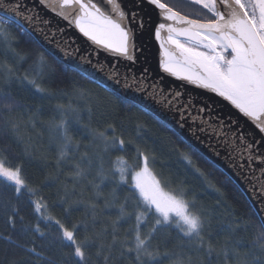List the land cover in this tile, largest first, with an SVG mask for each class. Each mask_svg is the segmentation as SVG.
<instances>
[{"label":"trees","instance_id":"trees-1","mask_svg":"<svg viewBox=\"0 0 264 264\" xmlns=\"http://www.w3.org/2000/svg\"><path fill=\"white\" fill-rule=\"evenodd\" d=\"M180 9L214 18L193 0ZM0 161L23 181L18 189L0 175V264H264V227L222 169L4 15ZM145 162L196 231L159 218L140 194L131 175Z\"/></svg>","mask_w":264,"mask_h":264},{"label":"snow or ice","instance_id":"snow-or-ice-1","mask_svg":"<svg viewBox=\"0 0 264 264\" xmlns=\"http://www.w3.org/2000/svg\"><path fill=\"white\" fill-rule=\"evenodd\" d=\"M183 3L0 0V14L7 9L12 13L9 20L19 17L37 25L36 32L54 42V51L62 58L74 55L98 65L94 71L105 80L122 84L156 109L170 113L180 133L217 165L223 163L228 170L248 168L254 174L252 190L264 193V26L251 33L237 28L244 43L215 22L177 29L174 25ZM146 30L158 49L155 71L144 56L141 37ZM78 38L86 47L77 44ZM226 52H231V58H226Z\"/></svg>","mask_w":264,"mask_h":264},{"label":"water","instance_id":"water-1","mask_svg":"<svg viewBox=\"0 0 264 264\" xmlns=\"http://www.w3.org/2000/svg\"><path fill=\"white\" fill-rule=\"evenodd\" d=\"M233 1V0H229ZM7 2V0H5ZM29 4H31L32 0H27ZM242 6V4H241ZM215 7V13L216 17L212 20H202L197 19L191 16H188L182 12H179L177 22L175 23V27L177 29H185V28H191L193 26H199L201 24H207L209 22H215L217 24H220L223 26V31L226 33L227 30L232 31L236 35L239 36L238 32L236 31L237 28L244 27L247 31V33H251L253 31V28H255L252 20L250 19L249 15L245 11V9L240 7L241 9H234L230 6V4L225 3L222 0H215L214 2ZM2 11V10H0ZM223 11L225 15V19H219V12ZM235 13V15L233 14ZM6 17L12 15L10 11L7 9L3 10L2 14ZM12 20L19 21L17 22L22 27H24L36 40L37 42L51 55H53L56 59H58L63 64L67 65L68 67H71L72 69L82 73L85 77L96 81L97 83L111 89L112 91L116 92L120 96H122L125 99H128L140 107L144 108L151 114L155 115L157 118H159L163 123L167 124L171 129H173L178 135H180L187 143H189L192 147H194L198 152H200L203 156H205L207 159H209L212 163H214L217 167L222 169L238 186L239 188L244 192L246 197L248 198L249 202L251 203L252 207L254 208L255 212L257 213L263 227H264V193H259L257 191H253L254 182L252 180V175L250 173V170L248 168L240 169L236 168L233 170H228L227 167L220 163L217 165L209 156H207L201 148H199L194 141L188 140L185 136H183L180 131L175 127L174 123L171 119L170 113H163L161 110L156 109L148 100L142 98L139 95H136L132 91L125 90L124 86L122 84H116L115 82H109L108 80H105L104 75L101 74L98 71H94V68H99L98 65H91L86 64V61L83 59H78L73 55V57L69 59L62 58L59 53L55 52L56 45L54 42H48L45 40L44 34L36 32V28L38 27L35 24L27 23L25 20L19 17H14ZM53 26H56V21H53ZM45 33H47L48 28L44 26ZM31 30V31H30ZM67 35L71 36L73 35L72 32H68ZM240 37V36H239ZM57 39H60V36H57ZM141 42L146 45V50L144 52V56L148 57V66L151 70H156V56H157V45L156 42L151 37L150 30H146L143 37H141ZM77 44L84 48L86 45L78 38ZM67 55V54H66ZM101 60H103V57H101ZM166 83H171L179 86V81H167ZM225 113H227L229 110L227 108L224 109ZM237 119H242L237 117ZM247 131V127L245 128ZM238 174V175H237Z\"/></svg>","mask_w":264,"mask_h":264},{"label":"rangeland","instance_id":"rangeland-1","mask_svg":"<svg viewBox=\"0 0 264 264\" xmlns=\"http://www.w3.org/2000/svg\"><path fill=\"white\" fill-rule=\"evenodd\" d=\"M193 1L202 4L214 13L213 0ZM240 2L251 17L255 27L261 28L264 26V3H260L258 0H240ZM183 10L180 9L179 11L185 12ZM261 34L264 35V31ZM225 56L227 58L231 54L226 55L225 53ZM0 175L13 182L18 189L23 188V181L18 169L7 168L0 161ZM131 178L140 194L158 211L159 218H174L176 221L185 225L189 231H196L198 229L199 221L187 210L183 199L177 194L166 190L146 162L132 173ZM35 205L37 210L42 212L41 205L37 200H35ZM66 234L70 237V233L66 232ZM77 254L81 257L79 248H77Z\"/></svg>","mask_w":264,"mask_h":264},{"label":"bare ground","instance_id":"bare-ground-1","mask_svg":"<svg viewBox=\"0 0 264 264\" xmlns=\"http://www.w3.org/2000/svg\"><path fill=\"white\" fill-rule=\"evenodd\" d=\"M222 1H224L225 3L230 4V6H231L232 8H234V9H238V8L241 9L240 7H242V6H241V2H240V0H233V1L222 0ZM219 19H225V15H224L223 11H220V12H219ZM226 33H230V35H231L232 37H235L236 39H240L241 42L244 43V41L241 39V37H239L238 35H236V34L233 33L232 31L227 30ZM227 58H231V56H230V57H227Z\"/></svg>","mask_w":264,"mask_h":264},{"label":"flooded vegetation","instance_id":"flooded-vegetation-1","mask_svg":"<svg viewBox=\"0 0 264 264\" xmlns=\"http://www.w3.org/2000/svg\"><path fill=\"white\" fill-rule=\"evenodd\" d=\"M231 54V52H226V55Z\"/></svg>","mask_w":264,"mask_h":264}]
</instances>
